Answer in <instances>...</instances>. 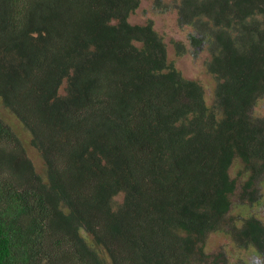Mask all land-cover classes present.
I'll use <instances>...</instances> for the list:
<instances>
[{
  "label": "trees",
  "instance_id": "1",
  "mask_svg": "<svg viewBox=\"0 0 264 264\" xmlns=\"http://www.w3.org/2000/svg\"><path fill=\"white\" fill-rule=\"evenodd\" d=\"M143 1L0 0V102L43 162L0 117V264H232L218 232L264 264V0H152L210 105Z\"/></svg>",
  "mask_w": 264,
  "mask_h": 264
},
{
  "label": "rangeland",
  "instance_id": "2",
  "mask_svg": "<svg viewBox=\"0 0 264 264\" xmlns=\"http://www.w3.org/2000/svg\"><path fill=\"white\" fill-rule=\"evenodd\" d=\"M148 19H153L155 23V29L164 36L166 42L169 46V60H173L176 66L183 71L184 75L188 78L200 81L206 91V97L208 104L210 105L213 100V92L215 84L206 72L204 63L209 59V53L203 49L193 48L186 41L184 32H180L177 16L173 13L160 14L155 7L153 6L152 0H144L141 4L140 9L137 13L133 14L130 18L132 24L143 25L147 22ZM171 40L182 41L187 44L189 48V53L186 54L183 58H178L175 53V49L171 44ZM198 50V54H196ZM201 50V51H199ZM255 115L259 117H264V99L258 102V105L255 108ZM0 117L3 121L11 127L14 133L17 135L19 140L23 143L24 148L26 149L28 155L33 160V163L38 171L43 170V162L39 153L30 145V136L24 130L20 121L16 119L14 115L5 110L0 102ZM241 169L239 163H236L233 167V175L235 176L238 171ZM121 200V197H119ZM260 207L253 208L249 210L246 206H236L233 209V215L235 217H248L252 214H257V211ZM261 210L264 211V207H261ZM258 217L263 218L260 214H257ZM207 253L218 255L220 253L227 255L228 260L232 264H237L241 260L246 261L250 258V253H247L243 250L237 249L231 239L226 236L224 233H212L207 239Z\"/></svg>",
  "mask_w": 264,
  "mask_h": 264
}]
</instances>
